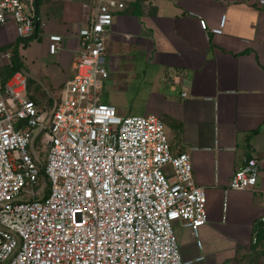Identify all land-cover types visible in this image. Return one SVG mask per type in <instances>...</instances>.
<instances>
[{"label":"built area","instance_id":"2783aa9c","mask_svg":"<svg viewBox=\"0 0 264 264\" xmlns=\"http://www.w3.org/2000/svg\"><path fill=\"white\" fill-rule=\"evenodd\" d=\"M27 3L0 0V22L13 18L21 38L46 23L34 0ZM123 6L101 0L79 29L75 73L53 106L30 96L22 70L7 79L0 73V264H199L206 257L200 228L208 222L207 194L194 181L190 151L172 150L160 116L123 115L101 99L110 74L106 32ZM225 21L223 14L221 29ZM198 22L207 34V18ZM48 38L49 51L58 52L63 36ZM41 133L44 155L35 145ZM261 173L251 157L229 187L264 200ZM176 219L195 237L201 251L194 258L181 255ZM257 222L264 226V214Z\"/></svg>","mask_w":264,"mask_h":264},{"label":"crops","instance_id":"0c3cea01","mask_svg":"<svg viewBox=\"0 0 264 264\" xmlns=\"http://www.w3.org/2000/svg\"><path fill=\"white\" fill-rule=\"evenodd\" d=\"M100 1L34 0L46 23L38 25V34L31 37L37 40L24 50L29 60L25 64L18 47L13 49L21 39H30L18 35L13 18L0 22V51L17 52L18 63L32 78L44 77L48 96L58 99L75 73L78 30L90 22ZM117 1L124 6L116 9L106 32V81L123 78L143 108L136 114L160 116L172 150L190 151L194 181L207 194L208 222L200 228L206 257L255 264L264 250V226L257 222L264 214V200L250 188L233 189L229 183L251 157L259 160V179L264 180V5L256 0ZM198 16L207 18V34ZM52 33L63 36L56 53L48 49ZM11 64L9 56L0 57L3 77ZM34 97L47 104L44 93ZM104 99L113 103L109 93ZM256 231L262 236L254 243ZM192 246L198 255L195 238ZM252 251L254 257L249 254L246 261L244 255Z\"/></svg>","mask_w":264,"mask_h":264},{"label":"rangeland","instance_id":"374dc122","mask_svg":"<svg viewBox=\"0 0 264 264\" xmlns=\"http://www.w3.org/2000/svg\"><path fill=\"white\" fill-rule=\"evenodd\" d=\"M33 40H37V38L35 37V38H30V39H21V41H19L18 44H14V46H13L14 48L12 47L15 51H16L15 47H18V50L20 51L19 52L20 59L22 61H25L24 62L25 64L27 63V61L29 59H28L27 55L26 56L24 55V50H25V48L29 47V45H30L29 43H31ZM105 42H106V37H105ZM106 45H107V43H106ZM48 49H49V46H48ZM6 50H8V49H6ZM17 57H18L17 52H16V54L12 53V55L10 56V58L12 60L11 65H13V60L16 61V63H17V60H16ZM18 68L20 70H22L27 75L29 89L33 90L32 97H34L35 95H40V94L44 93V101L48 105L53 106L54 101H55L54 97H52V96L49 97L48 92L46 91V89H44V87H47V85H48L46 79L44 77H41V78L37 77L36 79L32 78L30 76V73L27 71V69H24L23 66H21V64H19ZM64 84H63V86H64ZM29 89H28V92H29ZM106 93L111 94V98H113L112 99L113 103L116 105L117 111L120 114L128 115V114H136V113L142 112L143 108H140V105L138 104V102L134 100L135 96L133 95L134 94L133 90L130 89L128 85L123 84V78L121 79V77H120L113 84L105 81L102 85V90H101V99L102 100H105L104 96ZM47 96H48V98H47ZM56 97H58V99H60L59 96H56ZM34 98L38 99L37 97H34ZM139 108L141 109V112H140ZM41 137H42V133L36 137L35 145L38 146L41 153L44 155L43 141H42ZM165 170L167 172H171L170 165H167L165 167ZM50 190H51V184H50V181L48 179L47 183H46L45 193L48 195L50 193ZM172 225H173V229H174L175 233L178 236L179 249H180L182 257L183 258H194L195 252L191 251V248L193 247L192 243L194 242L195 237L192 236L191 233H190L191 236L188 234V232H191V229H189L188 227H186V228H188V229H186L185 226L182 225V223L179 219L174 220L172 222ZM182 226L185 229H183ZM259 235H261V234H258L257 237ZM259 251H257L258 252L257 254H259ZM261 251L263 253L259 254L257 256L259 258H258V261L255 262V264H264V250H261ZM223 252L224 251H221L220 254L222 255ZM255 253L252 251V253L249 252L247 255H244L245 260L249 261V256L252 254L251 257H254ZM205 255H206V253H205ZM230 260L231 259H229L225 262H220L218 260H211L210 258L206 257L204 260L200 261L199 264H230L231 261L239 264L238 259H236V258H232V260L231 261ZM249 264H252V262L250 261Z\"/></svg>","mask_w":264,"mask_h":264},{"label":"trees","instance_id":"16d2710c","mask_svg":"<svg viewBox=\"0 0 264 264\" xmlns=\"http://www.w3.org/2000/svg\"><path fill=\"white\" fill-rule=\"evenodd\" d=\"M18 67H19V63H18V61H17V63H16V61L13 60V65H11V67H10V72H9V74H7V75L4 77V79H7L8 77H10V76L13 74V72H15L16 70L19 69ZM259 231H260V229H259ZM259 231H258V232H259ZM257 240H258V237H257L256 240L254 241V243H256Z\"/></svg>","mask_w":264,"mask_h":264}]
</instances>
